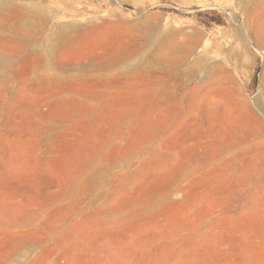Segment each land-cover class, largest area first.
<instances>
[{
    "label": "rangeland",
    "instance_id": "rangeland-1",
    "mask_svg": "<svg viewBox=\"0 0 264 264\" xmlns=\"http://www.w3.org/2000/svg\"><path fill=\"white\" fill-rule=\"evenodd\" d=\"M264 0H0V264H264Z\"/></svg>",
    "mask_w": 264,
    "mask_h": 264
},
{
    "label": "water",
    "instance_id": "water-1",
    "mask_svg": "<svg viewBox=\"0 0 264 264\" xmlns=\"http://www.w3.org/2000/svg\"><path fill=\"white\" fill-rule=\"evenodd\" d=\"M263 66H264V59H263V65L258 69L257 75H256V86H257V90L259 89V75H260V72H261Z\"/></svg>",
    "mask_w": 264,
    "mask_h": 264
}]
</instances>
